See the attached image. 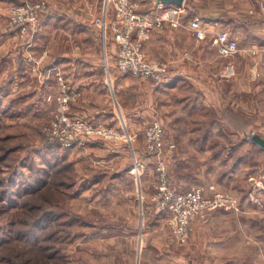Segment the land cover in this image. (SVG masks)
<instances>
[{"label":"rangeland","instance_id":"374dc122","mask_svg":"<svg viewBox=\"0 0 264 264\" xmlns=\"http://www.w3.org/2000/svg\"><path fill=\"white\" fill-rule=\"evenodd\" d=\"M80 1L70 15L82 13L92 23L98 15L93 0H82L83 10ZM131 1L138 11L145 9L141 0ZM42 2L48 9L39 14L38 32H23L12 24V8ZM261 2L186 0L178 27H156L168 25L178 31L166 33L167 45L150 46L156 57L147 56L166 64L169 77L178 76L183 84L163 87L123 77L118 100L130 109L127 128L118 121L86 120L77 115L78 107L72 105L78 100H73L71 115L122 136L65 148L44 134L59 109L65 79L57 75V104L41 107L32 99L33 91L18 89L21 65L16 69L12 61L8 66L5 62L8 53L11 60L19 48L31 47L41 31L40 16L60 11L59 2L0 0V264H264V20L257 8ZM218 18L227 22L207 40L195 41L194 46L184 40L193 19L211 23ZM92 31L96 39L90 48L100 45L104 53L95 25ZM219 31H229L239 42L238 53L226 63L209 56L195 71L182 72L169 58L176 49L193 47L200 54L212 53L215 45L210 39ZM17 59L12 60L18 64ZM209 61L219 68L224 63L233 66L231 80L218 87L223 76ZM31 63L25 74L28 82L39 73L41 59ZM208 77L217 80L209 91L194 84H208ZM156 122L164 129L167 147L158 155L146 150L147 131ZM160 161L166 163L170 185L178 192L200 188L206 198L221 193L233 197L236 206L195 217L185 242L172 241V221L159 202Z\"/></svg>","mask_w":264,"mask_h":264},{"label":"crops","instance_id":"0c3cea01","mask_svg":"<svg viewBox=\"0 0 264 264\" xmlns=\"http://www.w3.org/2000/svg\"><path fill=\"white\" fill-rule=\"evenodd\" d=\"M16 1L20 2V0ZM56 1L59 2V5L56 6L60 11L56 12L55 10L58 9H54L50 13H44L45 15L43 14V17L40 16L41 31L35 36L31 47L25 51L19 48V50H16L15 54L13 53L14 57H12V59L18 58V64L15 63V60H10V56H8L9 53L6 55L5 62L7 66L10 64V61H12L16 69L18 65H21V69H19L18 72L20 75V78L17 80L18 89L27 92L33 91L32 99H37L39 106L44 107L47 105L48 107H52L57 104V97L59 95L58 83L56 82L57 75H59L65 79L70 89L77 95L76 101H78L75 105H72L73 108L78 107L79 113L77 112V115L95 123L107 124L118 121L121 122V127L127 128L126 120H131L129 119L130 109L122 107L118 99L122 88L121 80L134 77L121 73L117 68V44L114 33L109 29L107 35L104 37L98 32L105 45L104 53H102L100 45H98L99 49L90 48L92 39H96L92 31L94 19L91 23L82 13L76 16L70 15V9L78 7L77 3L80 0H53V2ZM113 1L114 0H93L92 2L95 4V9L98 14L105 16L108 20L114 15ZM141 1L145 9H140V12H154L158 9L155 0ZM80 4V10H83L82 0ZM261 19L264 20V17ZM224 22L227 21L219 18L211 21L216 29L217 26L221 27ZM176 30L177 29L174 30L170 28L168 25L163 28H154L152 37L144 44L145 54L147 53L146 56L156 57L155 54L151 52L150 46L153 43L159 46L167 45L169 41L164 39L166 33ZM181 30H183V28ZM187 30L188 34H185L184 40L186 42H191L194 46L197 40L189 27ZM210 40H213L215 45V37L213 36ZM74 41L80 42L82 45L79 43L74 44ZM167 49L172 50V47H168ZM213 49L214 53L212 51V53L207 52L202 54H200L199 50L195 47L191 48L190 51L188 49L184 51L176 49V55L170 56L169 58L175 59L178 69L182 70V72H186V70L190 68H192V71H195L198 66L201 65L202 58L205 57L212 56L213 59L220 61V63L225 62V59L234 57H219L215 52V47ZM3 59L1 68H5L6 64L3 63ZM31 59H41V66L39 67V73H33V75H31V81L28 82L26 80L27 77L25 78V74L30 73L29 67L32 65ZM225 63L219 68L216 61L208 62L210 66L216 68L215 70L218 75L223 76L218 78V87L222 86L221 83L231 80L229 78L233 74V66L226 65ZM10 67H12V65ZM196 73L197 72H194L192 74L196 75ZM195 75L193 78L195 77L194 79H197V75ZM173 79L174 78L169 77L167 82L156 85L163 86L165 84H170ZM175 79L177 80V85L175 86L179 87L180 84H183V79L180 80L178 76ZM215 81L217 82V80H212L211 77H208V84L202 81H195L197 83L194 84L209 91L212 89L211 85L214 87L217 86L214 84ZM123 84H125V82ZM126 86L127 85H124L123 90H127ZM3 87L4 90L8 89L5 85L1 88ZM205 96L209 98L208 95ZM111 108L113 109L112 112ZM261 139H264V137ZM262 143L263 142H261V144Z\"/></svg>","mask_w":264,"mask_h":264},{"label":"built area","instance_id":"2783aa9c","mask_svg":"<svg viewBox=\"0 0 264 264\" xmlns=\"http://www.w3.org/2000/svg\"><path fill=\"white\" fill-rule=\"evenodd\" d=\"M113 5L112 18L107 20L105 16L98 14L94 17V25L104 37L109 29L114 33L118 70L123 74L156 84L167 82L170 75L168 66L162 62L150 60L145 54L143 43L156 27L164 24L178 27L183 9L174 5L157 3L156 11L142 13L138 11L136 3L131 0H114ZM257 8L264 17V3H259ZM47 9L48 5L45 2L37 5H22L12 8L9 18L12 24L20 25L23 32L31 28V31L36 33L39 31V14ZM189 29L197 41L207 40L216 31L213 23L200 19L190 21ZM214 37L219 56L231 57L238 53L239 42L229 31L216 32ZM61 86L59 109L53 117L52 124L44 130L48 141L65 148H73L96 139H120L122 135L119 132L95 128L84 119L71 115V102L77 95L66 82L61 81ZM174 147L173 144L168 146L172 150ZM165 148L167 147L164 129L160 123H153L146 134V150L149 154L158 155ZM157 171L160 186L159 202L161 209L171 218L172 241L185 242L190 235V225L195 217L203 216L207 211L215 208L230 210L237 204L233 197L221 193L213 198H206L204 191L200 188L178 192L170 185L169 172L164 161L158 163Z\"/></svg>","mask_w":264,"mask_h":264},{"label":"water","instance_id":"95a60500","mask_svg":"<svg viewBox=\"0 0 264 264\" xmlns=\"http://www.w3.org/2000/svg\"><path fill=\"white\" fill-rule=\"evenodd\" d=\"M156 3H162L165 5H174L179 8H183L185 5L186 0H155ZM264 144V142H263Z\"/></svg>","mask_w":264,"mask_h":264},{"label":"trees","instance_id":"16d2710c","mask_svg":"<svg viewBox=\"0 0 264 264\" xmlns=\"http://www.w3.org/2000/svg\"><path fill=\"white\" fill-rule=\"evenodd\" d=\"M174 82H175V84H177V80L175 79V80H173L172 82H170V84H165V85H163V87H168V86H172L173 84H174ZM174 86V85H173Z\"/></svg>","mask_w":264,"mask_h":264}]
</instances>
